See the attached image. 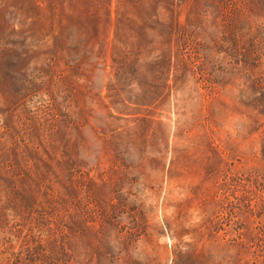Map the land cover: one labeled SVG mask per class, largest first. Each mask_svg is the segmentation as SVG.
Segmentation results:
<instances>
[{
	"label": "rangeland",
	"instance_id": "obj_1",
	"mask_svg": "<svg viewBox=\"0 0 264 264\" xmlns=\"http://www.w3.org/2000/svg\"><path fill=\"white\" fill-rule=\"evenodd\" d=\"M127 42L140 67L117 76ZM0 142L75 155L74 264H264V0H0Z\"/></svg>",
	"mask_w": 264,
	"mask_h": 264
},
{
	"label": "trees",
	"instance_id": "obj_2",
	"mask_svg": "<svg viewBox=\"0 0 264 264\" xmlns=\"http://www.w3.org/2000/svg\"><path fill=\"white\" fill-rule=\"evenodd\" d=\"M82 12L87 20L95 16L89 6ZM150 12H147L149 18L153 15V12ZM171 12H174L173 9ZM119 20L117 30L124 26L122 20L120 18ZM142 27L148 29L145 23ZM127 36L124 34V39ZM171 41L176 42L177 55L182 53L190 55L194 49L193 40L190 38ZM125 45L126 47L120 49L119 58L116 59L117 76L138 72L140 67L141 47L136 46L134 52V47L130 43L128 45L127 42ZM161 56L159 55L168 70L171 66V57H175L172 48L163 50ZM200 58L201 56L194 55V59ZM155 59L159 60L157 55ZM202 65L203 63L198 66ZM139 79L145 83L144 77L139 76ZM140 97L143 101L153 98L146 93ZM119 102L127 106L126 100ZM7 126L3 127L14 135L15 126H9L10 128ZM17 142V138L14 137V145ZM0 145V247L6 245V250L0 251V254L5 255V264H74V253L67 242V224L58 204L66 196L68 172L74 168V166L69 168L68 162L77 163L75 155L70 151L69 155L74 157L68 161L67 151L62 145H58L54 153L40 152L36 148L34 152L38 153V157L32 167L28 162L23 164L22 158L9 156V149H6L2 142ZM24 176L25 181H22ZM20 181L22 184L26 182L23 184L26 186L25 192L19 187ZM173 254L175 264H194L190 253L175 248Z\"/></svg>",
	"mask_w": 264,
	"mask_h": 264
}]
</instances>
